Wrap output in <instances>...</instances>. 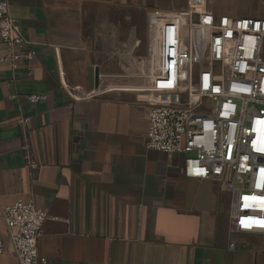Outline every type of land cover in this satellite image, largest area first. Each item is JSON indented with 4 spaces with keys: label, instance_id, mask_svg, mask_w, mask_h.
Listing matches in <instances>:
<instances>
[{
    "label": "crops",
    "instance_id": "0c3cea01",
    "mask_svg": "<svg viewBox=\"0 0 264 264\" xmlns=\"http://www.w3.org/2000/svg\"><path fill=\"white\" fill-rule=\"evenodd\" d=\"M7 1L35 57L31 74L0 65L6 247L3 208L24 198L49 213L38 244L48 264H264V235L231 233V194L222 183L186 177L181 156L146 146L147 95L137 92L148 80L104 85L127 77L141 39L147 50V31L140 37L130 22L137 14L147 30L155 8L252 12L220 0ZM30 94L46 98L32 102ZM7 249L0 264H20Z\"/></svg>",
    "mask_w": 264,
    "mask_h": 264
},
{
    "label": "built area",
    "instance_id": "2783aa9c",
    "mask_svg": "<svg viewBox=\"0 0 264 264\" xmlns=\"http://www.w3.org/2000/svg\"><path fill=\"white\" fill-rule=\"evenodd\" d=\"M0 40L7 47L0 65L31 74L35 53L7 0L0 1ZM146 52V146L181 156L186 177L224 184L232 234L264 235V17L155 8ZM3 217L8 247L0 238V253L9 248L20 264H48L38 244L49 213L19 198Z\"/></svg>",
    "mask_w": 264,
    "mask_h": 264
},
{
    "label": "rangeland",
    "instance_id": "374dc122",
    "mask_svg": "<svg viewBox=\"0 0 264 264\" xmlns=\"http://www.w3.org/2000/svg\"><path fill=\"white\" fill-rule=\"evenodd\" d=\"M227 4L228 6H232L237 11H250L251 17H264V0H220ZM249 17V16H248ZM143 16L141 14H137L133 17L132 21L139 28V36L141 37L146 33V21H143ZM144 41L141 39V44L139 47L138 55L135 56L130 63L125 65L124 69H127L129 72L127 77H118L112 78L108 83H105L106 86H120L126 84H144L146 83V55ZM125 64V63H124ZM138 94L147 95L149 92L147 90H143L142 92H137ZM223 187L224 184H222ZM242 235V234H241Z\"/></svg>",
    "mask_w": 264,
    "mask_h": 264
},
{
    "label": "water",
    "instance_id": "95a60500",
    "mask_svg": "<svg viewBox=\"0 0 264 264\" xmlns=\"http://www.w3.org/2000/svg\"><path fill=\"white\" fill-rule=\"evenodd\" d=\"M17 131H18V128H15V129H12L10 132H7V134H9V133H15Z\"/></svg>",
    "mask_w": 264,
    "mask_h": 264
}]
</instances>
